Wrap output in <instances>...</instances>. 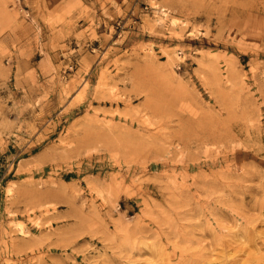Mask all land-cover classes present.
Instances as JSON below:
<instances>
[{
    "label": "rangeland",
    "instance_id": "1",
    "mask_svg": "<svg viewBox=\"0 0 264 264\" xmlns=\"http://www.w3.org/2000/svg\"><path fill=\"white\" fill-rule=\"evenodd\" d=\"M0 264H264V0H0Z\"/></svg>",
    "mask_w": 264,
    "mask_h": 264
},
{
    "label": "bare ground",
    "instance_id": "2",
    "mask_svg": "<svg viewBox=\"0 0 264 264\" xmlns=\"http://www.w3.org/2000/svg\"><path fill=\"white\" fill-rule=\"evenodd\" d=\"M156 113V112H155Z\"/></svg>",
    "mask_w": 264,
    "mask_h": 264
}]
</instances>
